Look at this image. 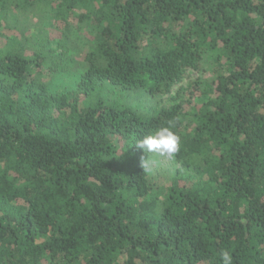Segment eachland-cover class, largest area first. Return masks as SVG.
I'll list each match as a JSON object with an SVG mask.
<instances>
[{
  "label": "trees",
  "instance_id": "16d2710c",
  "mask_svg": "<svg viewBox=\"0 0 264 264\" xmlns=\"http://www.w3.org/2000/svg\"><path fill=\"white\" fill-rule=\"evenodd\" d=\"M56 58L79 77L63 92L43 78ZM169 121L179 167L161 187L137 142ZM225 250L264 264V0H0V264H222Z\"/></svg>",
  "mask_w": 264,
  "mask_h": 264
},
{
  "label": "rangeland",
  "instance_id": "374dc122",
  "mask_svg": "<svg viewBox=\"0 0 264 264\" xmlns=\"http://www.w3.org/2000/svg\"><path fill=\"white\" fill-rule=\"evenodd\" d=\"M33 12L36 13L37 11L35 10ZM31 18H32V24L34 23L33 26L35 25L36 28L33 29L32 26L28 28L27 34L29 37H32L33 33L37 30V28L40 27L39 25L40 22H38L39 19L37 18V15H31ZM70 20H71L70 22L71 24H77L76 18L70 17ZM67 27H70V26H68L67 23L63 21L62 19L58 18V19L53 20V26L49 29V32H48L49 38H48V41L46 42L47 50L49 51L51 56L57 57V55L61 54L62 47L59 46L58 41L62 39H66V36H64L63 31ZM5 31L7 32L8 30H5ZM82 34H83V30L80 31L78 34L74 33V29H70L67 32V37H68L67 39H69V42L71 41V45L73 49L75 50V54H76L77 47L80 49L81 47H83L82 42H80L79 39L77 38L78 35H82ZM36 45L39 47L40 44L38 41L36 42ZM75 57L76 55L74 56V58ZM75 64L77 65L76 62L74 63V65ZM59 65L67 66V69L66 71H61V73L56 76L55 75L56 72H53L54 70L52 71L50 68L54 69V67H57V66L59 67ZM70 66L71 64L66 63V62L60 63V60H58L57 58L54 61L52 60L47 63L43 78L46 81H48V83L51 85L54 91L63 92L75 86L79 77L75 73L70 72L71 70L69 68ZM199 75L200 74L196 72L190 73L189 77L186 80H184L182 85H184L185 87L189 86L191 82L196 81ZM208 75H210V73L206 72V73H203L201 77H207ZM193 89L195 88L187 87L186 97L189 98L191 103L194 104L196 102L198 93L192 97L189 94V92L192 91ZM124 98L126 99L127 102H130V103H136L139 101L138 100L139 98L137 96L136 97L135 96L134 97H127V96L124 97V95H122V97L120 96V99L124 100ZM147 158H148L147 159L148 161L146 162V164L150 169V180L160 185L161 187H167L168 185H170L172 182V177L176 174V170L179 167V164L175 161L174 157L169 159L166 156H161L157 153H148Z\"/></svg>",
  "mask_w": 264,
  "mask_h": 264
},
{
  "label": "clouds",
  "instance_id": "9594fccd",
  "mask_svg": "<svg viewBox=\"0 0 264 264\" xmlns=\"http://www.w3.org/2000/svg\"><path fill=\"white\" fill-rule=\"evenodd\" d=\"M174 124L169 121L166 125L160 126L155 131L145 135L137 142L138 147L146 153H157L167 158H173L180 150V137L174 129ZM143 166H145V161ZM222 264H233V257L230 251L221 253Z\"/></svg>",
  "mask_w": 264,
  "mask_h": 264
}]
</instances>
